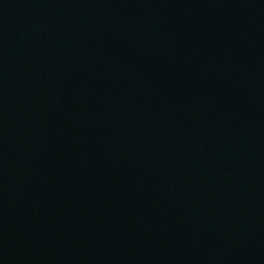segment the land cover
Segmentation results:
<instances>
[{
  "label": "water",
  "instance_id": "obj_1",
  "mask_svg": "<svg viewBox=\"0 0 264 264\" xmlns=\"http://www.w3.org/2000/svg\"><path fill=\"white\" fill-rule=\"evenodd\" d=\"M0 264H264V0H0Z\"/></svg>",
  "mask_w": 264,
  "mask_h": 264
}]
</instances>
